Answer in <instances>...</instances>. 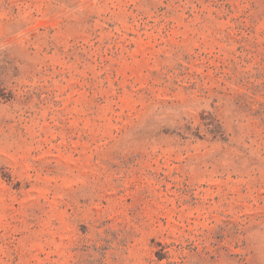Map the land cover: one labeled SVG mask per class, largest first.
I'll return each instance as SVG.
<instances>
[{
	"label": "rangeland",
	"instance_id": "rangeland-1",
	"mask_svg": "<svg viewBox=\"0 0 264 264\" xmlns=\"http://www.w3.org/2000/svg\"><path fill=\"white\" fill-rule=\"evenodd\" d=\"M0 264H264V0H0Z\"/></svg>",
	"mask_w": 264,
	"mask_h": 264
}]
</instances>
